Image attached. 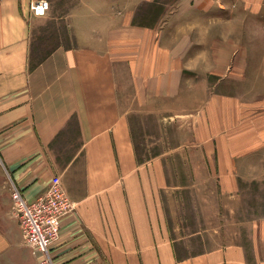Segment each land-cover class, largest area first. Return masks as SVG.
Segmentation results:
<instances>
[{
  "label": "crops",
  "instance_id": "0c3cea01",
  "mask_svg": "<svg viewBox=\"0 0 264 264\" xmlns=\"http://www.w3.org/2000/svg\"><path fill=\"white\" fill-rule=\"evenodd\" d=\"M34 1L0 0V264H41L11 214V191L14 183L33 201L55 178L76 210L61 222L53 264H264L262 223L257 262L239 242L180 251L164 228V153L140 158L132 128L134 114L193 115L209 125L186 148L217 163L225 193L236 177L260 172L264 100L239 98L258 96L257 78L245 75L259 65L250 51L264 31V0H159L154 26L135 16L158 0H76L69 44L40 61L33 25L50 9L35 16ZM261 66L264 75V57ZM212 77L243 78L250 93H215ZM72 123L79 146L61 165L56 144Z\"/></svg>",
  "mask_w": 264,
  "mask_h": 264
},
{
  "label": "rangeland",
  "instance_id": "374dc122",
  "mask_svg": "<svg viewBox=\"0 0 264 264\" xmlns=\"http://www.w3.org/2000/svg\"><path fill=\"white\" fill-rule=\"evenodd\" d=\"M50 2V19H40L33 25L35 61L47 56L55 46L63 42L69 44L68 14L76 0ZM155 10L156 7L145 5L142 7L143 12L140 11L141 16L150 17L147 14L151 15ZM261 31L257 34V41L252 35L253 48L250 51V57L253 61L257 60L259 65L247 67L245 75L250 77L252 74L257 78L255 91L258 96L239 98L243 102L264 100V75L261 66L264 57V31ZM246 82L238 77L218 82V77H212L211 85L215 93L249 94L250 91H244ZM167 114L169 113L132 116L134 140L140 157L148 158L164 153V167L167 182L170 183V187L166 185L162 192L164 228H168L171 237L176 239L182 253L194 254L239 242L246 247L249 260L257 262L260 258L255 254L254 240L260 237L261 232L256 225L262 223L264 228V165L260 172L251 170V173L255 172V176L248 172V175L236 177L237 190L234 187L231 192L225 193L223 180L216 170L217 163L205 161L206 156L201 147L189 150L186 148L193 140H200L194 138L209 123L201 125L200 121L194 122L193 115L170 118L171 115ZM76 130L72 123L56 144L61 165L68 162L74 149L79 146ZM181 145L183 146L178 147ZM256 154L264 158V148ZM254 159L256 158L253 157ZM11 214L14 215L12 207ZM261 241L260 253L264 254V242Z\"/></svg>",
  "mask_w": 264,
  "mask_h": 264
},
{
  "label": "built area",
  "instance_id": "2783aa9c",
  "mask_svg": "<svg viewBox=\"0 0 264 264\" xmlns=\"http://www.w3.org/2000/svg\"><path fill=\"white\" fill-rule=\"evenodd\" d=\"M35 16H45L49 0L31 3ZM76 210V201L67 193L59 178L48 190L33 201H28L22 189L13 183L12 211L20 222L24 242L38 255L41 264H53L52 246L59 239L63 218Z\"/></svg>",
  "mask_w": 264,
  "mask_h": 264
},
{
  "label": "trees",
  "instance_id": "16d2710c",
  "mask_svg": "<svg viewBox=\"0 0 264 264\" xmlns=\"http://www.w3.org/2000/svg\"><path fill=\"white\" fill-rule=\"evenodd\" d=\"M145 5H150V6L156 7L155 12H153L151 15L147 14L150 17H146V16L142 17L141 16V12L140 11H142V7L145 6ZM164 9L165 8L161 5L159 0L155 1V2H151V3H144V4H142L140 6L138 12L136 13L135 23L139 24V25H143V26H154L159 21L162 13L164 12ZM140 160H143V159H140Z\"/></svg>",
  "mask_w": 264,
  "mask_h": 264
}]
</instances>
